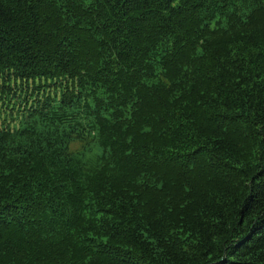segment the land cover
<instances>
[{
	"label": "trees",
	"instance_id": "1",
	"mask_svg": "<svg viewBox=\"0 0 264 264\" xmlns=\"http://www.w3.org/2000/svg\"><path fill=\"white\" fill-rule=\"evenodd\" d=\"M6 100L0 264H264V0H0Z\"/></svg>",
	"mask_w": 264,
	"mask_h": 264
},
{
	"label": "rangeland",
	"instance_id": "2",
	"mask_svg": "<svg viewBox=\"0 0 264 264\" xmlns=\"http://www.w3.org/2000/svg\"><path fill=\"white\" fill-rule=\"evenodd\" d=\"M55 88H56V86H54L53 85V87H51L50 89H51V93L54 95L55 94ZM59 92V91H58ZM8 103V101L6 100V101H2V106H1V110H2V112H4V113H2L4 116L3 117H5V118H0V120H2V119H5V120H7L8 122H10V123H13V118H12V116H10V113H11V110L6 106V104ZM24 109V108H23ZM24 111V110H23ZM16 112H17V110H14V112H13V114L15 115L16 114ZM81 144L79 143V142H75L73 145H72V148H74V149H77L79 146H80Z\"/></svg>",
	"mask_w": 264,
	"mask_h": 264
}]
</instances>
